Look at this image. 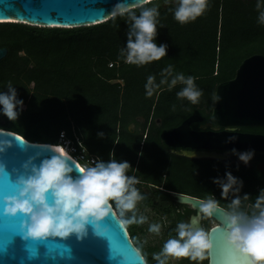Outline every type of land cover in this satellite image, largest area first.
I'll list each match as a JSON object with an SVG mask.
<instances>
[{"label":"trees","instance_id":"16d2710c","mask_svg":"<svg viewBox=\"0 0 264 264\" xmlns=\"http://www.w3.org/2000/svg\"><path fill=\"white\" fill-rule=\"evenodd\" d=\"M151 2L160 5L158 20L163 27L158 26L155 41L167 45L166 55L139 67L125 64L119 56L126 40V17L77 29L0 24V47L6 49L0 60V90L6 91V82L11 81L23 101L16 121L4 117L0 129L51 146L58 145V134L64 132L73 142L77 137L87 158L107 161L111 153V158L127 161L128 174L137 178L135 187L144 196L139 207L168 213L153 200L154 196L168 199L158 188L203 200L206 195L189 194L184 184L196 189L209 183V187L217 186L209 180L211 167L241 178L226 162L169 153L159 135L192 114L207 119L214 87L232 79L243 59L264 56V25L257 23L255 0H209L200 17L183 25L172 18L171 3ZM167 64L173 65L174 72L195 77V85L202 90L198 103L178 99L179 84L151 97L144 95L147 75L158 81ZM34 125L36 131L31 128ZM98 132L104 133L102 138ZM77 163L84 166L85 162ZM216 199L224 207L230 196ZM124 226L134 246L143 247L136 235L137 224ZM172 228L164 226L165 239L174 235ZM152 253L142 254L147 264H155ZM206 262L205 258L202 264ZM176 264L189 261L180 258Z\"/></svg>","mask_w":264,"mask_h":264},{"label":"clouds","instance_id":"9594fccd","mask_svg":"<svg viewBox=\"0 0 264 264\" xmlns=\"http://www.w3.org/2000/svg\"><path fill=\"white\" fill-rule=\"evenodd\" d=\"M169 3L173 5L169 9L172 18L182 25L196 20L209 6V0H163V4ZM159 7L151 0H140L134 5L117 0L112 6L110 18L126 17V40L119 49V56L125 64L139 67L165 57L167 45H158L155 41L158 26L163 27L159 25ZM255 9L257 23L264 25V0H255ZM158 75V81L152 74L147 75L143 85L146 97L158 94L165 87L171 90L179 84L181 87L175 96L192 104L198 103L202 90L195 85L194 76L174 72L172 64L163 67ZM5 89L0 90V115L16 121L23 101L17 98L11 81L6 82ZM235 131L234 127L225 129L227 133ZM103 135L97 133L99 138ZM235 139L231 135L225 142L231 143ZM10 147L8 141L0 140V154ZM51 151L54 154L40 159L38 164L35 161L39 154H36L21 164L19 172L13 169L16 179L12 194L0 198L4 216L24 217L19 226L22 240L65 239L70 235L79 240L87 235L89 225L94 235L102 237L108 231L101 227L102 222L114 212H118L121 225H139L146 221L147 217L137 211V204L144 196L135 187L137 178L128 174L130 165L127 161H117L110 153L107 161L97 158L82 168L74 160L80 167L77 168L68 154H62L54 147ZM230 154L247 165L254 152L251 149L238 152L233 148ZM74 170L79 173L75 177L72 175ZM5 172L4 164L0 163V173ZM212 183L220 188L221 197L230 196V199L220 207L218 200L208 194L201 201L197 215L206 218L219 214L218 228L224 243L237 254L247 257L249 264H264V188L258 190L251 203H245L250 197L247 193L240 195L243 182L230 172L225 171L223 178L216 177ZM147 231L159 235L161 224L149 223ZM172 232L174 235H168L159 251L151 254L155 264H169L170 260L180 258H187L189 264L193 261L200 264L205 259L211 248L205 229L196 227L191 221H178ZM137 251L140 254L139 249ZM143 264L147 261L144 260Z\"/></svg>","mask_w":264,"mask_h":264},{"label":"water","instance_id":"95a60500","mask_svg":"<svg viewBox=\"0 0 264 264\" xmlns=\"http://www.w3.org/2000/svg\"><path fill=\"white\" fill-rule=\"evenodd\" d=\"M156 1V0H151ZM117 0H0V24L14 23L35 28L77 29L104 23L109 17L112 6ZM126 4H136L140 0H123ZM6 55V49H0V60ZM218 97V99H216ZM196 114L186 117L179 125L160 133L159 138L166 147L188 148L181 155L191 159H222L210 151L264 150V136L227 133V127L264 126V56L251 55L243 59L234 72L232 79L218 83L214 87L213 106L206 119L209 130L195 131L191 123L201 122ZM222 129L221 131L215 129ZM236 137L234 142L226 143L228 136ZM0 140H6L11 147L0 154V163L5 173H0V198L11 195L16 173L21 164L29 157L40 159L54 153L50 145L30 142L20 135L0 129ZM55 148V147H54ZM60 152V151H59ZM61 153V152H60ZM73 160V159H72ZM74 166L80 168L73 160ZM71 164V162L69 161ZM73 166V167H74ZM7 174V175H5ZM79 173L73 171L75 177ZM11 184L12 187L7 185ZM176 203L188 206L194 214L189 217L196 227H201L197 215L201 199L184 194L169 193ZM0 204V264H143L145 260L138 254L124 225L119 223L116 212L106 217L101 227L107 233L98 237L91 226L87 235L79 240L75 235L65 239L50 237L43 241H25L19 232L24 217H6ZM214 224L207 230L211 248L207 250V264H249L247 257L234 252L224 243L223 234L218 228L219 214L208 217ZM9 226H14L16 234L7 245ZM115 240L124 250L116 254L111 241ZM66 249L65 255L59 254ZM35 251V256L30 255ZM140 253V252H139Z\"/></svg>","mask_w":264,"mask_h":264},{"label":"flooded vegetation","instance_id":"af4514ba","mask_svg":"<svg viewBox=\"0 0 264 264\" xmlns=\"http://www.w3.org/2000/svg\"><path fill=\"white\" fill-rule=\"evenodd\" d=\"M1 48L3 47H0V49ZM205 123H206V119L205 120L202 119L201 122L191 123L190 128L195 131H201L203 129L209 130L213 128V127H206ZM234 128L236 130L235 132L237 133L246 134V135L264 136V126H243V127L236 126ZM215 130L221 131L222 129H215ZM166 148L169 153H172L176 156H183L181 155L183 151H189L188 148H185V149L171 148V147H166ZM237 151L239 152V151H244V150H237ZM210 152H214L217 155H220L222 159H213V158H203V159H213L217 161L226 162L228 166L231 167L232 171H234V173L239 174L241 177L240 180L243 182V186H242L243 190L242 192H240V195L247 193L250 198H249V201L245 203H251L253 197H255L258 194V190L260 188H264V150H253L254 152L253 158L249 161L247 165H244L242 162H239L235 156L230 154V151L220 150V151H210ZM148 190L151 192H154L153 188H150ZM158 190L162 191V193H165L168 199L165 197L154 196L153 200H155V204L161 206L162 209H165V210L167 209L168 213H165L163 211L158 212V210L151 209V211L153 212L155 216L154 218L162 219L163 220L162 223L165 224V226H167L168 228L169 227L174 228L175 224L178 221L188 222L189 217L192 214H194L193 211L186 205H181V204L176 203L175 200L169 196V193L171 192L169 191L165 192L161 188H158ZM207 218L208 217L206 218L199 217V223L203 229L207 226V220H206ZM208 229L209 227L207 228V230ZM168 235L166 236V239ZM161 245L162 244L160 243L152 247H136V248L137 250L139 249V252L142 255L143 252L147 250L151 252L159 251ZM177 261L178 260H176V262ZM203 261H201L200 264H202Z\"/></svg>","mask_w":264,"mask_h":264},{"label":"rangeland","instance_id":"374dc122","mask_svg":"<svg viewBox=\"0 0 264 264\" xmlns=\"http://www.w3.org/2000/svg\"><path fill=\"white\" fill-rule=\"evenodd\" d=\"M0 122H2L4 116L0 115ZM6 120V119H5ZM36 125H34L33 127H31L33 130H37L36 129ZM130 128H133L132 126ZM58 137H59V134H58ZM57 144H62L61 141L57 138ZM85 165V163H84ZM211 171V178H209V176H205V179L206 177L209 178V180H212L216 177H220V178H223L224 176V173L220 172V169H215L214 167H211L209 168ZM206 175H209V174H206ZM184 188H186V191L190 194L191 192L194 194V192H200L204 195H208V194H212L215 198L220 195V188L218 186H212V187H209L210 186V183L208 185H205L204 188L202 189H196L194 188V186L192 184H184ZM137 211H138V214H143L144 216L147 217L146 221L142 224H139L137 225V228H136V235L138 237V239L140 240V243L143 245V247H152V246H156L160 243H162L165 238H164V226L165 224H163V220L162 219H159V218H155L156 221L154 222H159L161 224V231H160V234L159 235H155V234H152V233H149L147 231V228H148V224L149 223H152V220L153 218L155 217L153 212L151 211L150 208L148 207H139V204H137ZM207 228L212 226L214 224V221L207 218ZM153 222V223H154ZM165 222V221H164ZM206 228V230H207ZM176 260H170L169 261V264H175Z\"/></svg>","mask_w":264,"mask_h":264},{"label":"built area","instance_id":"2783aa9c","mask_svg":"<svg viewBox=\"0 0 264 264\" xmlns=\"http://www.w3.org/2000/svg\"><path fill=\"white\" fill-rule=\"evenodd\" d=\"M62 134V135H61ZM58 139L61 141L62 144H59L64 150H66L68 156L73 158L75 161H83L85 164L91 163V160H95L93 157H86L85 150L81 146L79 140L76 136H74V142L67 139L64 132L59 133ZM83 166H81L82 168ZM119 217V215H117ZM120 218V217H119Z\"/></svg>","mask_w":264,"mask_h":264},{"label":"snow or ice","instance_id":"6c2138e0","mask_svg":"<svg viewBox=\"0 0 264 264\" xmlns=\"http://www.w3.org/2000/svg\"><path fill=\"white\" fill-rule=\"evenodd\" d=\"M5 175H7V174H5ZM7 186L8 187H12L11 184H8ZM15 234H16L15 227L14 226H9V231H8V235H7V245L9 244V242L11 240V237L13 235H15ZM111 244H112V250L116 254H121L124 251L114 239L111 241ZM66 252H67V250L64 248V249H62L59 252V254L65 255ZM30 255L31 256H35V251L34 250H30Z\"/></svg>","mask_w":264,"mask_h":264},{"label":"bare ground","instance_id":"6f19581e","mask_svg":"<svg viewBox=\"0 0 264 264\" xmlns=\"http://www.w3.org/2000/svg\"><path fill=\"white\" fill-rule=\"evenodd\" d=\"M52 147H55L56 149H58L62 154H66L67 155L66 150H64L61 146H59V144L56 145V146H52Z\"/></svg>","mask_w":264,"mask_h":264}]
</instances>
